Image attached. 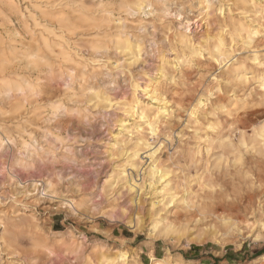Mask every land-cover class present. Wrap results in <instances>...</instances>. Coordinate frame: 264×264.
I'll return each mask as SVG.
<instances>
[{"label":"rangeland","instance_id":"1","mask_svg":"<svg viewBox=\"0 0 264 264\" xmlns=\"http://www.w3.org/2000/svg\"><path fill=\"white\" fill-rule=\"evenodd\" d=\"M15 1L0 264H264V0Z\"/></svg>","mask_w":264,"mask_h":264},{"label":"bare ground","instance_id":"2","mask_svg":"<svg viewBox=\"0 0 264 264\" xmlns=\"http://www.w3.org/2000/svg\"><path fill=\"white\" fill-rule=\"evenodd\" d=\"M1 3H2V5L4 6V7H6V9H8L9 11H10V13H19V9H18V6H17V3H16V1L15 0H1ZM50 5V4H49ZM142 5V3H140V6ZM55 8V7H54ZM57 8V7H56ZM150 11V10H149ZM36 17V16H35ZM60 19V18H59ZM47 23V22H46ZM65 23V22H64ZM253 23V22H252ZM254 24V23H253ZM36 29V28H35ZM35 33V32H34ZM64 35H65V33H64ZM124 38V37H123ZM45 43L47 44V46H48V42H47V40H45ZM222 44V43H221ZM47 50V49H46ZM39 53V52H38ZM37 54V53H36ZM99 54V53H98ZM34 60V59H33ZM32 60V61H33ZM121 61V60H120ZM228 64V63H227ZM25 65V64H24ZM68 65V64H67ZM118 65V64H117ZM24 68H26V67H24ZM42 71V70H41ZM16 77V76H15ZM2 78H3V76H2ZM263 79V78H262ZM1 80V79H0ZM43 80V79H42ZM71 86H72V84H71ZM147 89H150V88H147ZM261 89L263 90V92H264V81H263V83H262V85H261ZM18 90L19 91H24V89H23V87H18ZM12 93V92H11ZM13 94V93H12ZM150 94H151V92H150ZM150 94H148L149 95V98L151 99V100H154V97L152 96V95H150ZM73 98V97H72ZM72 102V101H71ZM199 103H204V102H199ZM198 103V104H199ZM138 104H140L139 103V101H138ZM203 105V104H202ZM139 106V105H138ZM134 107V106H133ZM72 108V107H71ZM134 108H136V107H134ZM128 109V108H127ZM164 109V108H163ZM135 110H137V109H135ZM19 111V110H18ZM166 111V110H165ZM56 113V112H55ZM130 113V112H129ZM140 114V113H139ZM193 114H195V112H193ZM142 117H145V114L142 112ZM23 120V119H22ZM21 122V121H20ZM21 126V125H20ZM22 129V128H21ZM23 144V143H22ZM151 150V149H150ZM152 151V150H151ZM138 156V154H134V157H137ZM152 158H154L155 157V152H153V153H151V155H150ZM156 163V161H154V164ZM153 169H152V172H153V175H156V174H159L160 173V171L157 169V167L154 165V167H152ZM159 168V167H158ZM165 176H166V174H163V173H161L160 174V177H159V181H160V183H162V186H163V188H162V191H165L166 189H167V187L169 186V182L165 179ZM126 181V180H125ZM163 202V201H162ZM171 203V202H170ZM159 215V214H158ZM157 226H158V224L157 223H155V229L157 228ZM173 226V225H172ZM172 226H165L163 229H161L160 230V233H161V235L163 236V237H166V238H168L170 235H176V234H180L181 233V230L180 229H178V230H175ZM195 242H197V243H202L203 241L202 240H195ZM126 253H123L120 257L121 258H125L126 257ZM103 258H104V260H105V264H114L115 262H114V259H112L110 256H104L103 255ZM152 264H180V262H177V261H174L173 260V257L171 256V255H167L164 259H160V260H156V259H153V262H152Z\"/></svg>","mask_w":264,"mask_h":264}]
</instances>
